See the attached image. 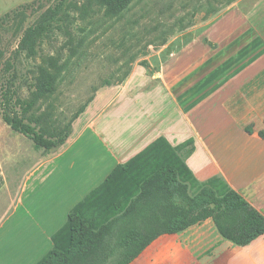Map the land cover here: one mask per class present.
<instances>
[{
    "label": "rangeland",
    "instance_id": "obj_1",
    "mask_svg": "<svg viewBox=\"0 0 264 264\" xmlns=\"http://www.w3.org/2000/svg\"><path fill=\"white\" fill-rule=\"evenodd\" d=\"M52 5L49 0H0V87L10 86L14 91L8 115L22 117L24 122L53 132L54 137L57 131L67 133L62 144L48 150L38 148L4 121L0 107V247L4 255L12 252L18 264H40L52 250L61 258L55 264H119L150 235L162 233L176 211L189 210V215L176 221L188 218L194 212L192 197L206 182L191 173L177 175L171 166L154 161L135 180V193L123 200L115 190L96 187L101 179L93 163L78 162L67 184L58 188L38 190L42 171L27 177L29 172L40 159L57 154L69 139L82 137L93 117L87 109L98 94L109 97L133 73L157 74L159 51L165 45L200 32L198 43L215 48L216 43L201 35V29L215 18L237 14L238 20H227L231 33L239 36L242 23L247 25L244 52L250 51L252 63L257 61L264 54V0H66L56 26L15 54L25 29ZM259 43L262 48L256 51ZM9 59L14 69L6 71ZM254 125L248 122L245 130ZM263 133L261 129L259 134ZM187 149L191 150L190 143ZM213 190L218 195L224 192ZM90 191H94L91 197ZM21 197L24 205L31 202L36 207L25 213ZM40 206L47 215L44 220L53 219L45 230L52 234V245L39 228L45 225ZM73 213L80 219L71 225ZM241 215L233 214L227 219L229 224L238 223ZM80 222L91 230L87 237L92 240L84 239L83 248L73 256L70 248L78 238ZM25 234L29 241L22 238ZM129 234L137 236V244L125 246ZM5 238L8 242L2 244Z\"/></svg>",
    "mask_w": 264,
    "mask_h": 264
},
{
    "label": "crops",
    "instance_id": "obj_2",
    "mask_svg": "<svg viewBox=\"0 0 264 264\" xmlns=\"http://www.w3.org/2000/svg\"><path fill=\"white\" fill-rule=\"evenodd\" d=\"M229 19L239 18L226 14L201 29L215 48L199 44L198 32L159 51L157 74L133 73L109 93L111 98L98 94L87 109L93 117L82 137L40 159L27 177L42 171L38 190L58 188L67 184L78 162H89L101 179L96 187L116 170L103 190H115L124 200L135 193V180L157 161L173 166L178 175L190 171L200 181L221 176L264 215V135L259 134L264 130V54L252 63L250 51L244 52L249 28L242 23L241 34L235 36ZM248 122L255 123L251 130H245ZM21 204L25 213L36 207L24 205L23 197ZM42 210L45 225L39 228L52 245V234L45 230L53 219L44 220ZM22 238L30 240L26 234ZM2 250L3 245L0 264H18L12 252L4 255ZM131 264H264V233L238 245L207 218L180 232L158 235Z\"/></svg>",
    "mask_w": 264,
    "mask_h": 264
},
{
    "label": "trees",
    "instance_id": "obj_3",
    "mask_svg": "<svg viewBox=\"0 0 264 264\" xmlns=\"http://www.w3.org/2000/svg\"><path fill=\"white\" fill-rule=\"evenodd\" d=\"M49 1H52L53 5L42 12L38 19L25 29L19 40V44L14 51L15 54L28 48L34 39L46 36V34L50 32L54 26H56L57 22L59 21L58 13L63 8L64 2L66 0ZM117 1L123 3L127 0ZM10 69H14V64L9 59L5 62V70L9 71ZM13 94L14 91L11 90L10 86H6L5 88H2V86L0 87V107L4 112L3 119L13 130L30 138L33 144L38 148H44L48 150L64 142L65 138L67 137V133L61 134V132L64 131H57L58 137L56 135V137H54L53 132L41 130L35 125L24 122L22 117L8 115L7 110L9 109V102L11 100V95ZM263 135L264 133L261 136ZM169 166L162 168H167ZM171 167L174 169L173 166ZM188 173L191 172L188 171ZM114 174H116V170H114L109 178L105 180L101 187L107 185L111 181V178L114 177ZM205 182V187L199 190V192L196 193L194 197H192V207L194 212H192L188 218L183 217L179 221H176L178 220L179 216L189 215V210L187 209L185 213L176 211L166 222V226L164 229H162V233L180 232L187 227L199 223L207 218H211L214 221L218 231L225 239H228L238 245H247L253 239L264 233V215H262L255 207H253L241 194L230 188L228 184L223 181L221 176H214ZM220 183L222 186H219ZM101 187H99V189ZM214 187L218 190L224 189V192L220 195L215 194L213 190ZM91 196L92 195L89 197ZM203 197H208V199H202L201 201V198ZM235 213L242 214V218H240L238 223L230 225V222L227 219H230ZM78 219H80L78 213H73L69 216L71 225H74ZM77 232L78 238L70 248L73 256H76V253L83 248L84 239H87L88 241L92 240L91 237H87V235L89 233L91 234L92 232L90 229L86 228L83 222L79 223ZM162 233L160 232L150 235L146 241L142 242V244L136 247L135 251L131 253V257L122 259L119 264H128L132 257H136L138 253L147 244H149V242ZM128 242H134L137 244V236L132 234L127 235L125 238V246L128 244ZM67 259H69V255L64 257V261L66 262ZM59 261L61 262L60 255L56 251L52 250L47 256V259L40 264H55Z\"/></svg>",
    "mask_w": 264,
    "mask_h": 264
}]
</instances>
